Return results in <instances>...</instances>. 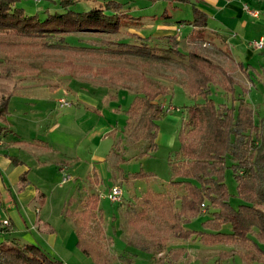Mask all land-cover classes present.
<instances>
[{
    "label": "rangeland",
    "instance_id": "374dc122",
    "mask_svg": "<svg viewBox=\"0 0 264 264\" xmlns=\"http://www.w3.org/2000/svg\"><path fill=\"white\" fill-rule=\"evenodd\" d=\"M104 1L20 0L17 6L24 8L29 15L40 14L45 18L50 13L64 12L65 4L76 11H88ZM119 1L126 3L132 15L142 17L145 24L116 34L73 32L64 39L21 40L0 35V94L14 91L7 121L1 123L15 129L23 140L12 143L10 153L18 155L31 166H35L32 160H46L45 168L36 170L34 167L31 173L33 183L41 187L47 197L43 219L50 222L55 232L65 234L71 228V222L61 212L72 206L69 211L75 213L76 210L84 231L81 234L83 245L102 253L103 260L106 259V251L111 249L115 254L126 252L129 257L131 253H137L133 264H151V252L139 250L140 246L151 245L156 250L158 244H153L154 240L163 238L166 250L158 254L160 258H165L171 248L187 249L188 256L176 264H249L241 255L247 248L235 244L205 245L198 240L184 241L174 237L168 221L161 217L160 210L153 207L159 206L161 200L183 193L179 187L169 185V158H174L179 149V135L187 107L203 101L201 96L190 95L187 89L186 74L181 66L187 58L177 57L170 49L176 46L185 53L196 50L222 65L227 63L225 66L235 73L240 82L236 85L234 96H242L253 105L256 122L262 127L264 53L258 52L256 61L252 62L257 68L254 87L250 82L245 85L243 77L246 76L238 72L240 69L236 63L228 62L230 59L222 54L223 51L216 52L219 51L217 45L222 47L221 37L212 36L211 41L216 42L211 44L204 39H196L190 26L183 24L181 27L178 22L181 18L193 17L191 5L179 3L177 9L175 3L167 1ZM132 32L149 37L151 43L159 45L162 52L173 57V64L170 67L144 65L132 55L119 53L116 50L121 47L118 43L140 41ZM242 59L245 60L244 57ZM103 68L118 76V82L102 76ZM141 73H145L156 85L168 89L166 96L158 98L165 110L159 122L158 148L143 158L138 154L144 142L132 141V123L127 121L125 113L134 96L140 94ZM222 79L218 76V84L211 86V97L218 105H231L232 95L221 85ZM245 86L250 90H246ZM63 98L73 105L62 107L59 100ZM39 139L49 147L44 149L30 144ZM59 163L68 168L60 170ZM227 164L225 181L232 194L231 203L238 207L243 201L237 194V181L230 160ZM139 171L146 176H131ZM66 175L72 176L73 181L64 184L62 180ZM114 186L123 190L120 203L109 199ZM207 213L209 210H203L188 227L201 229L202 222L209 218ZM118 219L122 220L119 229L116 227ZM4 220L7 218L1 216L0 243H35L50 256L57 257L54 252L59 253L60 249L52 251L51 246L41 241L34 230L23 234L15 228L7 229L5 227L9 224L5 225ZM225 230L230 231L231 225H225ZM86 234H91L90 241L84 238ZM125 240L131 245L128 246ZM251 264L262 263L255 261Z\"/></svg>",
    "mask_w": 264,
    "mask_h": 264
},
{
    "label": "trees",
    "instance_id": "16d2710c",
    "mask_svg": "<svg viewBox=\"0 0 264 264\" xmlns=\"http://www.w3.org/2000/svg\"><path fill=\"white\" fill-rule=\"evenodd\" d=\"M20 0H0V35L18 39H64L73 32L96 34H116L123 29L135 28L145 24L142 17L134 16L126 3L119 0H106L88 11H76L65 4L64 12H55L42 18L40 14L29 15L24 8L17 6ZM156 3L189 4L193 17L181 18L178 22L188 26L204 28L208 24V14L192 0H148ZM167 10L164 11L166 15ZM138 43L120 42L119 53H126L139 59L144 65L159 64L170 67L173 57L159 45L151 43L149 37L138 32ZM196 39L211 42L212 35L206 32L194 34ZM175 38V36H173ZM4 43V41H1ZM45 45L49 43L45 42ZM12 45V44H11ZM177 57L185 56L182 71L186 74V86L192 96H201V103L186 109L179 139L180 146L174 158H169L173 187H179L183 193L166 198L153 208L160 210L161 217L168 221L169 230L174 237L188 241L198 240L205 245L235 244L247 248L241 253L243 259L251 264H264V127L256 122L255 111L242 96L236 98L237 79L224 65L212 60L199 51L183 52L174 46L171 49ZM238 69L243 72L251 84H255V67L239 61ZM101 74L109 81L118 82V76L109 73L108 68ZM221 76L223 88L232 95L231 105L216 104L212 96V85L218 84ZM142 89L134 96L125 109L127 121L132 123L131 137L135 143L144 142L138 157H145L158 148L160 120L165 110L158 101L160 96L168 94L167 87L156 85L145 73L140 74ZM14 91L0 94V122L6 123L10 102ZM4 136L13 134L14 142H23L20 135L1 125ZM11 144L10 142L6 143ZM44 148L49 146L43 140L32 142ZM233 169L237 181V194L242 203L232 205V194L225 181L226 169ZM143 178L139 171L131 175ZM25 181V176L22 177ZM99 201V197H96ZM205 205V208H203ZM95 206V205H94ZM101 210V209H99ZM209 210V218L202 222L201 229L189 228L191 221ZM231 230L226 231L225 225ZM163 238H157L151 245H141L140 249L149 251L156 259L166 250ZM81 246V243L78 242ZM165 258L158 263L176 264L188 256L185 247L171 248ZM0 264H65L57 257L50 256L42 246L35 243H0Z\"/></svg>",
    "mask_w": 264,
    "mask_h": 264
},
{
    "label": "crops",
    "instance_id": "0c3cea01",
    "mask_svg": "<svg viewBox=\"0 0 264 264\" xmlns=\"http://www.w3.org/2000/svg\"><path fill=\"white\" fill-rule=\"evenodd\" d=\"M192 1L196 2L198 6L208 14V24L204 28L190 26L192 28L191 32H195L191 34L194 35L201 31L214 37H221L223 44L222 47L217 45V50L219 51L216 52L223 51L222 54H224L227 59H230L228 62L237 63L239 61H245L246 63L247 61V63L255 67L252 62L254 60L256 61V54L258 52L264 53V47L262 49H254L250 47V42L260 39L264 40V0ZM174 5L178 9L179 5H177V3ZM255 11L258 12L257 16L253 14ZM214 42L216 41H211V44H214ZM243 57L245 59L244 61L242 59ZM262 59L264 60V57ZM226 64L227 63H225V65ZM255 69L257 70L256 67ZM230 71L232 72V70ZM232 74L239 82L235 73L232 72ZM243 78L245 79V81H243L245 85L250 82L247 76ZM252 87H254V85H252ZM247 89L250 90V87H246V90ZM84 101L91 103V101L88 100ZM247 102L254 109L253 105L249 101ZM1 125L3 124L0 122V128ZM9 128L17 132L12 127ZM14 141L15 137L13 134L4 136V132L0 130V217L3 216L9 220V225L5 228L11 230L15 228L23 234L30 230H34L38 233L41 241L46 243L47 246L48 244L51 246L52 251H58V249H60L59 253L54 252V254L57 255V258L63 260L65 264H133L138 256L137 253H131V251H129L131 253L129 257L126 252L115 254L113 250L109 249V251H106L107 254L104 255L106 259L103 260L101 257L102 253L86 248L82 243L81 234L84 231L79 222V217L76 216V210L75 213L69 211L71 210L70 208H73L72 206H69L61 212L66 216L65 218L71 222V228L68 229L65 234L53 230L50 222L44 220L42 215L47 199L46 194L40 190L41 187L33 183L31 178L32 169L34 167L36 170L45 168L44 163H46V160L41 161L40 158H38L31 161L35 166L27 164V162L18 155L15 156L10 153L12 143H15ZM8 142L11 144L6 145ZM58 167L60 170L68 168L67 166L66 168L65 165H60V163ZM23 176H25V181H22ZM121 221V219L116 221V227L118 229L121 226ZM84 238L90 241L92 237L91 234H86ZM106 238H109V235ZM78 242L81 243V246L78 245ZM124 242L128 246L131 245L129 241L125 240ZM133 248L137 247L133 245ZM62 250L67 251L62 252ZM139 250L144 251L142 249ZM65 255H67V257ZM150 255L151 264H165L157 262L160 258L158 255L156 259L153 258L152 253Z\"/></svg>",
    "mask_w": 264,
    "mask_h": 264
},
{
    "label": "built area",
    "instance_id": "2783aa9c",
    "mask_svg": "<svg viewBox=\"0 0 264 264\" xmlns=\"http://www.w3.org/2000/svg\"><path fill=\"white\" fill-rule=\"evenodd\" d=\"M253 14L255 16L258 15V12L255 11L253 12ZM182 27V26H181ZM181 27L179 28L181 30ZM250 46L253 47L254 49H262L264 47V40L263 39H260V40H253L250 42ZM59 104L62 106V107H67V106H72V102L70 101H67L65 98L63 99H60L59 100ZM73 180V177L70 176V175H66L63 177V180L62 182L65 184V183H68L70 181ZM122 197H123V190L117 186H114L112 188V190L110 191V194H109V199L114 202V203H120L122 202ZM0 207H1V203H0ZM203 207L205 208V205H203ZM3 223L5 225H8L9 224V221L8 220H4Z\"/></svg>",
    "mask_w": 264,
    "mask_h": 264
}]
</instances>
